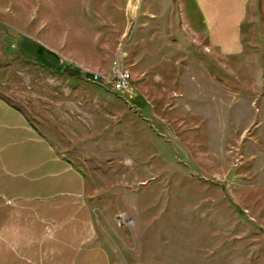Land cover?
Masks as SVG:
<instances>
[{"label":"rangeland","instance_id":"rangeland-1","mask_svg":"<svg viewBox=\"0 0 264 264\" xmlns=\"http://www.w3.org/2000/svg\"><path fill=\"white\" fill-rule=\"evenodd\" d=\"M243 42L209 59L177 0H0V93L84 172L112 264H264L258 0Z\"/></svg>","mask_w":264,"mask_h":264},{"label":"crops","instance_id":"crops-1","mask_svg":"<svg viewBox=\"0 0 264 264\" xmlns=\"http://www.w3.org/2000/svg\"><path fill=\"white\" fill-rule=\"evenodd\" d=\"M177 2L208 58L242 59L252 0ZM87 189L84 172L0 93V264H112Z\"/></svg>","mask_w":264,"mask_h":264},{"label":"built area","instance_id":"built-area-1","mask_svg":"<svg viewBox=\"0 0 264 264\" xmlns=\"http://www.w3.org/2000/svg\"><path fill=\"white\" fill-rule=\"evenodd\" d=\"M129 74L123 70L116 71L111 79L112 89L115 92L122 91L128 84Z\"/></svg>","mask_w":264,"mask_h":264},{"label":"trees","instance_id":"trees-1","mask_svg":"<svg viewBox=\"0 0 264 264\" xmlns=\"http://www.w3.org/2000/svg\"><path fill=\"white\" fill-rule=\"evenodd\" d=\"M62 64H65V61H61ZM62 73L67 74L68 76H75V74L67 69H63Z\"/></svg>","mask_w":264,"mask_h":264}]
</instances>
